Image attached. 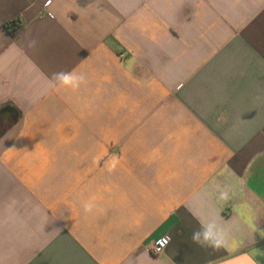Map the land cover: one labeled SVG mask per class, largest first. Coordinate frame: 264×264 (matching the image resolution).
<instances>
[{"label":"crops","instance_id":"0c3cea01","mask_svg":"<svg viewBox=\"0 0 264 264\" xmlns=\"http://www.w3.org/2000/svg\"><path fill=\"white\" fill-rule=\"evenodd\" d=\"M0 264H264V0H0Z\"/></svg>","mask_w":264,"mask_h":264},{"label":"clouds","instance_id":"9594fccd","mask_svg":"<svg viewBox=\"0 0 264 264\" xmlns=\"http://www.w3.org/2000/svg\"><path fill=\"white\" fill-rule=\"evenodd\" d=\"M62 78V82L64 84H70L73 83L74 80L76 79H82L81 78H76L72 74H59ZM78 86V84L76 85ZM215 225L214 224H208V225H201V229L194 231L192 234V240L195 243L198 244H207L209 242H213V237L215 235ZM213 246H219V241H214Z\"/></svg>","mask_w":264,"mask_h":264},{"label":"built area","instance_id":"2783aa9c","mask_svg":"<svg viewBox=\"0 0 264 264\" xmlns=\"http://www.w3.org/2000/svg\"><path fill=\"white\" fill-rule=\"evenodd\" d=\"M167 243H168V239L167 238H163V239L159 240L157 243L153 244L150 247V252L154 256H159L166 249Z\"/></svg>","mask_w":264,"mask_h":264},{"label":"trees","instance_id":"16d2710c","mask_svg":"<svg viewBox=\"0 0 264 264\" xmlns=\"http://www.w3.org/2000/svg\"><path fill=\"white\" fill-rule=\"evenodd\" d=\"M20 26L21 22L19 20H14L12 22L4 24V29L10 36L15 37Z\"/></svg>","mask_w":264,"mask_h":264}]
</instances>
